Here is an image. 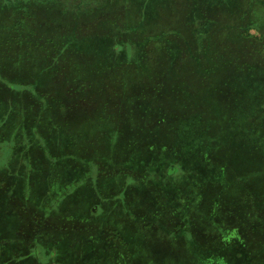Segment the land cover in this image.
<instances>
[{"label": "rangeland", "instance_id": "1", "mask_svg": "<svg viewBox=\"0 0 264 264\" xmlns=\"http://www.w3.org/2000/svg\"><path fill=\"white\" fill-rule=\"evenodd\" d=\"M22 1H30L28 12L54 16L57 23L75 13L91 16L73 19L76 27L102 13L124 12L116 5L129 2L134 17L129 13L124 24L137 28L131 24L144 26L139 11L158 17L174 0H0V6ZM62 2L70 14L62 12ZM241 2H191L188 17L203 16L197 28L203 42L213 24L237 19ZM249 8L251 24L260 30L264 0H253ZM218 11L223 13L216 22L206 19ZM119 24L120 16L110 35L73 31L59 38L67 52L96 56L91 66L101 73L119 65L125 50L128 59L135 57L123 35L130 31ZM228 35L226 27L219 31L225 54L218 42L205 58L194 48V66L186 64L184 44L170 52L177 73L169 77V64L156 47L139 48L136 57L147 50L149 62L163 65L153 83L135 76L123 94L112 93L121 92L120 85L104 84L109 94L91 93L101 96L103 106L83 93L77 101L60 95L57 100L71 107L55 105V115L43 114L36 132L30 115L19 122L13 108L0 105V264H264V250L248 248L241 235L247 227L236 219L249 225L251 207L264 208V51L257 41L241 44L233 38L229 44L223 40ZM196 41L188 35L194 47ZM52 61L50 72L42 68L45 74L58 68L60 60ZM61 88L53 85L55 91ZM58 116H70L68 126ZM53 123H61L60 130ZM229 209L237 214L228 217ZM258 216L255 223L263 224L258 235L264 238V215ZM220 234L228 240L221 243ZM35 236L36 253H29L32 241L25 240Z\"/></svg>", "mask_w": 264, "mask_h": 264}, {"label": "trees", "instance_id": "2", "mask_svg": "<svg viewBox=\"0 0 264 264\" xmlns=\"http://www.w3.org/2000/svg\"><path fill=\"white\" fill-rule=\"evenodd\" d=\"M175 1L176 0L173 2ZM193 1L194 0H178L176 1L178 2L177 4L176 2L172 4V2L171 5L169 4L168 7H165V9L162 10L158 17H147L146 13L139 11L138 15L143 20L142 25L144 26H140L137 21L131 24L132 27L137 28H131L129 24H124L126 16L129 17V13H131V18L134 17V15H132V13L135 12L133 5L129 2H121L116 5V11L120 6H124V12L117 13L115 11L116 13L114 15L113 13H102L91 21L89 20L87 25L84 23L78 27L72 22L73 19L80 20L81 22L84 19L87 20L88 17L91 18V16H84L81 13H75L72 16V19L70 17L63 19L64 17L62 16V23H57L53 20L54 16L46 17L41 14L36 15L28 12L31 5L25 3H29L30 1H22L14 7L8 6L7 8H3L0 6V90L1 88L6 90V95L0 96V105H6V109L9 107L10 109L13 108L12 111L17 113L16 115L19 117V122L21 120H26L25 118L30 115L28 120L35 131L37 128H41L45 122L43 114H46V116L48 114L55 115V105L60 104L63 109L65 107L66 109L71 107L69 104H65L64 100H57L60 95L77 101L79 98L78 93H83L81 96H84L86 100L91 103L96 100L98 105L100 104L103 106L104 102L101 96H97L96 94L92 95L91 93L98 90L101 93L109 94L111 91L107 92L103 86L104 84L112 83L114 85H120L119 88L122 89L121 92H118L115 89L112 93L123 94L127 92L126 87L129 86L131 80H133L132 78L135 76L141 77L145 75L153 83L154 79L160 73V68H163V65H161L162 67L158 66V64L161 63L160 60L155 64L151 61L149 62L148 53H146L147 50H145V53L141 54L140 59L136 57L139 48H147L150 44L156 47V49L159 50L161 57L167 60V63L169 64L168 68L166 67L168 77L177 73L176 70H173L174 65H171L175 63V58L170 56V52L173 55L174 50L176 51L179 48V50H182L183 44L186 46L183 50L186 55H188L187 59L189 58L187 61L188 63L186 64H190L192 58H195V55H193L194 48H200L201 53L204 54L205 58L207 56L206 50L213 47L217 42L221 47V54H225L227 47L223 46H226L227 44L224 43L222 45L219 38V31L224 27L229 30V35L223 40L228 41L229 44L233 38L239 40V43L241 44L248 43L254 45L257 41L261 42V48L264 51V26L259 30L251 24L254 16L253 12L252 16L250 15L249 7L253 5V0H242L238 7L237 19H232L228 24L222 26H216V24H213L212 28L208 31V36H206L204 42L201 38L202 35L201 37H199L200 34L198 36V33L200 32H198L197 29L203 25V22L198 19L203 18V16L193 15V17H188V14L191 13V2ZM61 5L64 9L62 11L64 14L71 13L70 8L66 7V2H62ZM182 6L187 7L182 8ZM222 13H220V11L216 12V17L208 14L206 15V19L216 22L217 18H219ZM239 14H241V17L238 16ZM118 16H120L119 25L123 27L124 24L123 30L130 31V35H123L128 37L125 42L129 41L132 44L133 51H135L134 59H128V53H126L125 50L123 53L126 55L123 57L124 59L121 60L119 65L113 67L107 66L103 69L105 71L99 73V70L94 69L91 66V61H96V56H85L82 53L77 52V50L71 52L65 50V46L59 37H64L66 34L73 31L75 35L79 36V34H92L98 30H101L103 35H110L112 31V22L114 23V19ZM193 20H195L194 23ZM88 25L94 27L93 31L91 30V32H89V30L84 29V27L88 28ZM105 26H108V28ZM208 27L210 28V26ZM95 28L98 29L96 30ZM250 28L255 29V34L250 35ZM188 35H195L197 38L195 44L198 43L199 45H195L194 47L192 43L188 42ZM136 36H138V39L135 38ZM140 40L142 41L141 45L139 44ZM238 49H241V47H238ZM114 51L116 53L115 49ZM227 52H229V50ZM237 52L234 54L237 58H240V54ZM53 59L60 60L58 68L53 70L51 75L45 74L47 70L50 72L49 68L56 65L52 61ZM167 63H165V65H168ZM192 65L194 66L195 64ZM42 68H47V70H42ZM207 70L209 69L205 68L201 72L206 73ZM99 74L100 76H98ZM34 75H42V78L36 82L33 78ZM82 79H85L86 81H82ZM94 81H98V83L94 84ZM53 85L62 88L60 91H55ZM9 96L12 100L8 99ZM29 111L30 114H28ZM69 117L70 116L64 118L60 116L59 118H61V120L59 119V122L61 121L65 126H68L67 122ZM15 121H13L12 124H14ZM56 121L58 122V119ZM61 123H58L57 125L53 123L51 127L60 130V128L56 126L61 127ZM235 185L237 186V184ZM262 205H264L263 202ZM247 206L248 205H246V207ZM256 206L251 207L252 209L250 211L251 213L253 212V214L248 220L249 225H247L245 221L246 219H239V217L236 219L239 221L241 220L242 225L247 227L246 231L243 230L241 235L242 239L248 244V248L253 252L261 253L264 250V238L258 235L257 229L260 230L263 224L255 223V221L259 219L258 214L262 213L264 215V208L260 209V207L256 208ZM237 210L238 212H242L239 210V207ZM237 210L235 209V212ZM246 210H248V208H246ZM225 211L226 215L230 218L237 214L234 212V209Z\"/></svg>", "mask_w": 264, "mask_h": 264}, {"label": "flooded vegetation", "instance_id": "3", "mask_svg": "<svg viewBox=\"0 0 264 264\" xmlns=\"http://www.w3.org/2000/svg\"><path fill=\"white\" fill-rule=\"evenodd\" d=\"M33 231H34V227H33ZM39 231V230H38ZM37 231V232H38ZM225 234H220L219 235V238H220V240H221V243H224L225 241H227L228 239L226 238L225 239ZM35 238H36V236L33 238V239H30V240H25V241H32V240H35ZM218 238V239H219ZM29 239V238H28ZM32 244V245H31ZM32 248V249H31ZM35 248H37V242H34V241H32V242H30V244H29V248H28V250H29V253L31 252V251H33V252H35L34 250H35ZM119 252V251H118ZM36 253V252H35ZM120 256V255H119ZM120 258H121V256H120ZM122 259H124L123 257H122ZM122 259H121V262H122Z\"/></svg>", "mask_w": 264, "mask_h": 264}, {"label": "crops", "instance_id": "4", "mask_svg": "<svg viewBox=\"0 0 264 264\" xmlns=\"http://www.w3.org/2000/svg\"><path fill=\"white\" fill-rule=\"evenodd\" d=\"M16 209H17V208H16ZM36 255H37V256H39L38 254H36ZM31 256H32V255H31ZM33 256H34V255H33ZM35 261L39 262V261H38V259H37V260H35Z\"/></svg>", "mask_w": 264, "mask_h": 264}]
</instances>
